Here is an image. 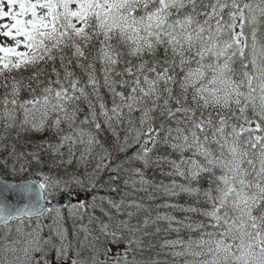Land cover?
<instances>
[{"label":"snow or ice","instance_id":"6c2138e0","mask_svg":"<svg viewBox=\"0 0 264 264\" xmlns=\"http://www.w3.org/2000/svg\"><path fill=\"white\" fill-rule=\"evenodd\" d=\"M0 264H264V0H0Z\"/></svg>","mask_w":264,"mask_h":264},{"label":"trees","instance_id":"16d2710c","mask_svg":"<svg viewBox=\"0 0 264 264\" xmlns=\"http://www.w3.org/2000/svg\"><path fill=\"white\" fill-rule=\"evenodd\" d=\"M99 195H111V193H107L106 191H104V190H100V192H99Z\"/></svg>","mask_w":264,"mask_h":264},{"label":"water","instance_id":"95a60500","mask_svg":"<svg viewBox=\"0 0 264 264\" xmlns=\"http://www.w3.org/2000/svg\"><path fill=\"white\" fill-rule=\"evenodd\" d=\"M64 203H66V204H67V203H68V200H67V199H65V200H64Z\"/></svg>","mask_w":264,"mask_h":264}]
</instances>
